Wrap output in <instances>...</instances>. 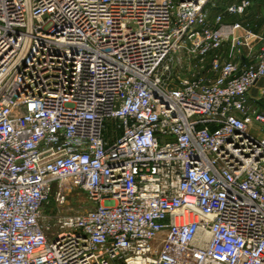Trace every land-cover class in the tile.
I'll use <instances>...</instances> for the list:
<instances>
[{"label": "built area", "instance_id": "1", "mask_svg": "<svg viewBox=\"0 0 264 264\" xmlns=\"http://www.w3.org/2000/svg\"><path fill=\"white\" fill-rule=\"evenodd\" d=\"M251 4L0 0V264H264Z\"/></svg>", "mask_w": 264, "mask_h": 264}, {"label": "rangeland", "instance_id": "2", "mask_svg": "<svg viewBox=\"0 0 264 264\" xmlns=\"http://www.w3.org/2000/svg\"><path fill=\"white\" fill-rule=\"evenodd\" d=\"M231 1L212 0V5L209 6V17H212L217 12L223 11L226 4ZM253 1L254 5L251 4L252 6H250L245 15L236 17L242 21L245 29L250 31L251 35L249 39L242 46L233 45L231 41H226L221 53L223 57L241 58L243 61L249 62L259 53L261 47V39L259 37L264 35V4H261L259 0ZM194 62L196 61L194 60L191 64ZM188 63V59L182 58V60L177 61L174 65H178L176 68H179L188 65ZM67 183L74 184L71 180H68ZM92 206L93 203L87 198L83 190L76 187L69 189L65 213L80 212Z\"/></svg>", "mask_w": 264, "mask_h": 264}, {"label": "crops", "instance_id": "3", "mask_svg": "<svg viewBox=\"0 0 264 264\" xmlns=\"http://www.w3.org/2000/svg\"><path fill=\"white\" fill-rule=\"evenodd\" d=\"M259 1H261V2H260L261 4H264V0H259ZM252 5H254V1H253V0H252ZM252 5H251V6H252ZM237 60H238V62L241 63V64H245V63H247V62L243 61V59H241V58H237Z\"/></svg>", "mask_w": 264, "mask_h": 264}]
</instances>
